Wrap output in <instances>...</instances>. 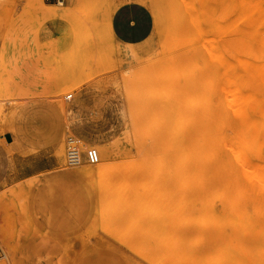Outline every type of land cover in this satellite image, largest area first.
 <instances>
[{
  "label": "rangeland",
  "instance_id": "rangeland-1",
  "mask_svg": "<svg viewBox=\"0 0 264 264\" xmlns=\"http://www.w3.org/2000/svg\"><path fill=\"white\" fill-rule=\"evenodd\" d=\"M156 1L134 55L102 26L108 2L40 0L69 10L51 18L0 0V264H264V217H224L190 182L118 186L137 171L199 177L194 127L264 106V0ZM16 64L44 69L40 80ZM35 101L47 111L31 112ZM18 150L49 169L18 178Z\"/></svg>",
  "mask_w": 264,
  "mask_h": 264
},
{
  "label": "bare ground",
  "instance_id": "bare-ground-1",
  "mask_svg": "<svg viewBox=\"0 0 264 264\" xmlns=\"http://www.w3.org/2000/svg\"><path fill=\"white\" fill-rule=\"evenodd\" d=\"M85 1L95 4L108 2L101 13L102 26L107 30L108 38L113 40H117V38L111 28L112 18L120 6L136 2L146 6L149 4L156 8L154 3L156 0H116V3L112 2L114 0H70L71 4ZM214 1L217 3V0ZM24 7L30 12L51 18H61L69 12L67 8L57 9L44 6L40 0H26ZM122 44L128 47V52L136 54L133 49L136 44ZM35 63L34 65H36ZM15 66L14 74L16 75V72L20 73L21 69L17 67V64ZM33 68H28V74L21 70V78L25 77L31 80L38 78L40 80L41 71L44 69L36 66ZM45 73L47 74V72ZM22 81L24 82V80ZM32 83L30 82L29 85ZM40 85V81L35 83L36 87H41L42 85ZM43 87L45 86L43 85ZM20 92L18 91V93ZM34 92L36 93V91ZM17 101L18 99L16 103ZM190 133L195 138L192 144L198 151L196 158H193L195 168L192 169L198 172L199 177L190 178V173H186L184 170L182 172L173 171L168 176L163 173L152 176L145 171H137L120 176L118 186L126 188L188 187L190 182L189 187H196L195 189L198 190V198L204 197V201L210 207L216 205L218 213H222L224 217H264V106L225 107L221 110L219 123L198 125ZM239 163H241V168L237 167ZM93 170H96L105 179L109 177L107 165L102 159L92 168Z\"/></svg>",
  "mask_w": 264,
  "mask_h": 264
},
{
  "label": "crops",
  "instance_id": "crops-1",
  "mask_svg": "<svg viewBox=\"0 0 264 264\" xmlns=\"http://www.w3.org/2000/svg\"><path fill=\"white\" fill-rule=\"evenodd\" d=\"M146 5L129 2L122 6H120L113 15L111 28L115 34V37L118 41L122 43H131L137 44L144 41L153 30V17L150 11L145 7ZM30 69V68H29ZM25 74H28V69H23ZM36 108L31 109L30 111L33 113H39L42 111H47L46 109H42L37 107L41 105V102L35 101L32 102ZM33 117L29 116L26 119V122H29ZM24 120V118H23ZM25 124H16L14 128H25L27 127ZM27 137V136H25ZM4 144L9 145L15 149V147L19 148L17 144V138L13 131H6L1 137ZM27 144L23 147L28 148L33 144L32 139L27 137ZM15 161V171L14 174L18 178L30 177L36 173L43 172L49 169V159L44 156H23L20 154L18 150L17 153L13 156Z\"/></svg>",
  "mask_w": 264,
  "mask_h": 264
},
{
  "label": "built area",
  "instance_id": "built-area-1",
  "mask_svg": "<svg viewBox=\"0 0 264 264\" xmlns=\"http://www.w3.org/2000/svg\"><path fill=\"white\" fill-rule=\"evenodd\" d=\"M46 1H51V0H46ZM55 1L62 3L64 0H55ZM87 159L90 163H97L99 161V154L97 149L89 148L87 150Z\"/></svg>",
  "mask_w": 264,
  "mask_h": 264
}]
</instances>
